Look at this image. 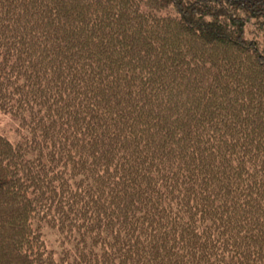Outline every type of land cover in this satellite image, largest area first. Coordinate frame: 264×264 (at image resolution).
Masks as SVG:
<instances>
[{"label": "trees", "instance_id": "16d2710c", "mask_svg": "<svg viewBox=\"0 0 264 264\" xmlns=\"http://www.w3.org/2000/svg\"><path fill=\"white\" fill-rule=\"evenodd\" d=\"M0 113V264H264V0H0Z\"/></svg>", "mask_w": 264, "mask_h": 264}, {"label": "rangeland", "instance_id": "374dc122", "mask_svg": "<svg viewBox=\"0 0 264 264\" xmlns=\"http://www.w3.org/2000/svg\"><path fill=\"white\" fill-rule=\"evenodd\" d=\"M0 133L5 135L9 140L16 142L21 138L24 131L20 129L19 120L15 116L0 113ZM47 236L50 237V241L54 246L57 245V243L53 240L57 237L55 234L48 231ZM58 250H60V247Z\"/></svg>", "mask_w": 264, "mask_h": 264}]
</instances>
